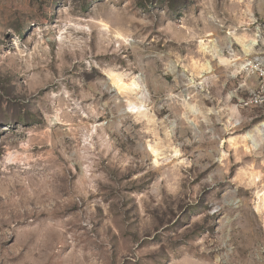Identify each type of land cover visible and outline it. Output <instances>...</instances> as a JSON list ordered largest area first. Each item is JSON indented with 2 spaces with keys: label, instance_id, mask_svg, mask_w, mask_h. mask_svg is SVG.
I'll use <instances>...</instances> for the list:
<instances>
[{
  "label": "rangeland",
  "instance_id": "obj_1",
  "mask_svg": "<svg viewBox=\"0 0 264 264\" xmlns=\"http://www.w3.org/2000/svg\"><path fill=\"white\" fill-rule=\"evenodd\" d=\"M249 40L264 0H0V264H264Z\"/></svg>",
  "mask_w": 264,
  "mask_h": 264
},
{
  "label": "built area",
  "instance_id": "obj_2",
  "mask_svg": "<svg viewBox=\"0 0 264 264\" xmlns=\"http://www.w3.org/2000/svg\"><path fill=\"white\" fill-rule=\"evenodd\" d=\"M254 50L245 58L240 67L248 76L256 79V86L248 91L246 96L238 97V106L243 108H264V44H254ZM264 131V127H261Z\"/></svg>",
  "mask_w": 264,
  "mask_h": 264
},
{
  "label": "bare ground",
  "instance_id": "obj_3",
  "mask_svg": "<svg viewBox=\"0 0 264 264\" xmlns=\"http://www.w3.org/2000/svg\"><path fill=\"white\" fill-rule=\"evenodd\" d=\"M252 44H255V41L254 40H249L248 42H245V43H243V47L246 49V50H249V47L252 45ZM203 49H207V46H203ZM208 52V51H207ZM206 69H207V66L205 67ZM116 84L117 85H119V84H122V86L124 85L121 81H120V79H117L116 81ZM138 89H139V87H137ZM135 89V88H134ZM140 90V89H139ZM143 90V89H142ZM261 127H264L263 125H261ZM254 131L256 132H259V131H261V129L260 128H258L257 126H255V128H254ZM245 136V138H247V139H250V138H252V135L253 134H250L249 132H246L245 134H244Z\"/></svg>",
  "mask_w": 264,
  "mask_h": 264
}]
</instances>
